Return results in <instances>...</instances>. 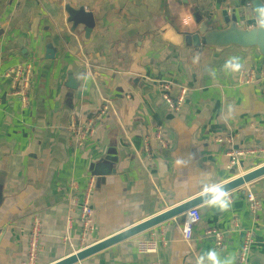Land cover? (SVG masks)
Returning a JSON list of instances; mask_svg holds the SVG:
<instances>
[{
	"label": "crops",
	"instance_id": "obj_1",
	"mask_svg": "<svg viewBox=\"0 0 264 264\" xmlns=\"http://www.w3.org/2000/svg\"><path fill=\"white\" fill-rule=\"evenodd\" d=\"M80 8L91 24L77 20ZM194 9L213 28L224 27L225 16L242 27L256 24L248 0H0V264L25 261L34 217L40 262L71 254L64 239L76 244L80 233L75 213L67 222L72 180L84 190L94 179L97 241L162 205L200 195L205 184H223L264 163V58L235 46L183 51L176 32L194 26ZM166 25L173 29L162 31ZM230 57L263 79L238 83L239 72L224 68ZM23 63L32 65L27 107L11 94L8 74ZM69 76L76 82L72 91ZM161 81L172 84L173 98L185 90L179 112L163 101ZM90 119L92 133L76 147L72 121ZM158 131L166 146L155 138ZM226 136L231 143L218 141ZM249 150L230 167L228 152ZM248 192L261 204L255 216ZM230 198L224 212L198 207L190 250L174 227L163 225L156 253L137 250L145 232L76 264H196L208 250L236 264L246 231L253 238L245 264H264V177ZM214 229L223 233L219 250Z\"/></svg>",
	"mask_w": 264,
	"mask_h": 264
},
{
	"label": "built area",
	"instance_id": "obj_2",
	"mask_svg": "<svg viewBox=\"0 0 264 264\" xmlns=\"http://www.w3.org/2000/svg\"><path fill=\"white\" fill-rule=\"evenodd\" d=\"M31 73H32V65L31 63H23L18 65L16 68L10 69L8 71L9 75H12L13 85L11 89V94L21 102L23 107H27L29 92L31 88ZM258 79H263V75H258L254 70H240L238 75V83L240 84H252L255 83ZM264 86V83H263ZM171 87L172 84L168 81L159 82V88L161 90V95L163 101L166 103L167 107L177 113L180 111L182 103L184 101L185 90L181 89L179 95L176 98L171 96ZM72 134H75V138L72 140V143L75 144L76 147H80L87 140L88 136L92 133L93 130V119L88 120L82 125H77L74 121L71 124ZM158 140L160 145L166 146L164 139L161 136L160 131L156 132L154 135ZM219 142L231 143L232 137H218ZM249 151H230L228 152V156H230V167H237L238 160L237 158L240 155H244L249 153ZM256 151H251V153H255ZM94 179L90 178L87 183V188L84 190H80L79 184L76 180H72L70 182V195L68 197V226L69 222L72 219V215L75 213L79 219L80 224V233L77 237V243L72 245L70 238L68 236L65 237L64 240L68 241L71 244V248L73 253L82 250L88 245V241L90 240L91 235L94 232V223L92 218V207L90 204L91 192L93 189ZM247 198L249 200L250 210L252 215H256L257 211L260 210L261 204L255 198V196L248 192ZM170 205H162L159 207L158 213L170 209ZM200 220V211L198 207H194L189 209L187 212L183 214V220L180 221L178 217L169 218L162 224L156 226L159 227V232L156 233L152 231L154 228L146 231L149 232V236L146 238H141L139 236L136 239V248L141 253H156L158 250V245L160 242V237L165 235V230L162 228L163 225H167L170 227H174L176 232L179 235L182 243L190 250V242L192 238V229L193 226ZM194 221V222H193ZM235 225L237 226V220L235 219ZM211 233L214 236L215 248L219 250L223 243V233L218 230H212ZM40 237V224L39 219L34 217L32 219V225L30 229V237L29 244L27 250V256L25 261L21 264H35L37 254H38V241ZM252 233L251 231H246L242 240V244L238 251L236 264H245L250 245L252 243ZM162 242V240H161Z\"/></svg>",
	"mask_w": 264,
	"mask_h": 264
},
{
	"label": "water",
	"instance_id": "obj_3",
	"mask_svg": "<svg viewBox=\"0 0 264 264\" xmlns=\"http://www.w3.org/2000/svg\"><path fill=\"white\" fill-rule=\"evenodd\" d=\"M248 2L252 15L256 19V24L249 28L238 25L235 16H225V26L222 28H213L210 27L208 20L202 18L201 13L197 9L192 10L194 26L188 27L184 32H176L181 49L185 51L191 47H210L220 51L235 46L242 51L255 49L256 53L264 58V29L257 22V14L254 11L261 5V0H248ZM75 15L79 22L84 21L91 24L90 15L85 14L82 8L75 11ZM172 29L171 26L166 25L162 31ZM66 87L70 91L76 89V82H74L71 76L68 77ZM262 177H264V163L259 164L250 171L238 173L222 185L230 193ZM204 199H207V197H202L200 194L49 264H76L106 248L143 234L162 224L170 217H178L182 221L183 214L189 209L203 205L202 201Z\"/></svg>",
	"mask_w": 264,
	"mask_h": 264
},
{
	"label": "clouds",
	"instance_id": "obj_4",
	"mask_svg": "<svg viewBox=\"0 0 264 264\" xmlns=\"http://www.w3.org/2000/svg\"><path fill=\"white\" fill-rule=\"evenodd\" d=\"M254 11L257 14V22L264 29V0H261V5ZM198 58L196 57V59ZM241 67L238 57H230L224 64V68L232 72H239ZM180 163L181 161L177 160V164ZM201 195L202 197H207V199L202 201L205 206L215 207L221 212L227 211L232 203L230 193L224 189L222 184H205L201 189ZM205 259L209 260L211 264H233L234 258L232 256L221 258L215 250H208L197 258L196 264H204Z\"/></svg>",
	"mask_w": 264,
	"mask_h": 264
},
{
	"label": "rangeland",
	"instance_id": "obj_5",
	"mask_svg": "<svg viewBox=\"0 0 264 264\" xmlns=\"http://www.w3.org/2000/svg\"><path fill=\"white\" fill-rule=\"evenodd\" d=\"M29 237H30V231H29V236H28V244H29ZM40 238V237H39ZM70 238V237H69ZM71 241V240H70ZM98 241V240H97ZM39 242V241H38ZM68 242V241H67ZM94 242H96L95 241V239H94V237H93V234L91 235V237H90V240L87 242L88 243V245H90V244H92V243H94ZM69 243V242H68ZM71 243H72V241H71ZM70 244V243H69ZM72 245H74L73 243H72ZM70 248H71V244H70ZM27 250H28V247H27ZM39 251H40V242L38 243V254H37V258H36V261H35V264H42V262H40V259H39ZM71 253H73V251H72V248H71ZM23 263V262H22Z\"/></svg>",
	"mask_w": 264,
	"mask_h": 264
}]
</instances>
